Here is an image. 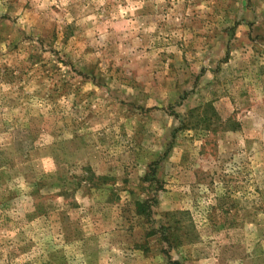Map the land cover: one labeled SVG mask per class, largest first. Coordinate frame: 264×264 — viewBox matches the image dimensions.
Segmentation results:
<instances>
[{"label": "rangeland", "instance_id": "rangeland-1", "mask_svg": "<svg viewBox=\"0 0 264 264\" xmlns=\"http://www.w3.org/2000/svg\"><path fill=\"white\" fill-rule=\"evenodd\" d=\"M0 264H264V0H0Z\"/></svg>", "mask_w": 264, "mask_h": 264}]
</instances>
